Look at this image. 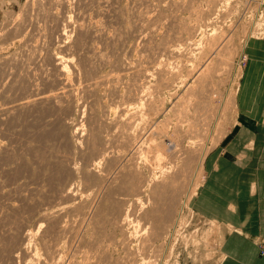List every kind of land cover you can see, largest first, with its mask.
Masks as SVG:
<instances>
[{
  "label": "bare ground",
  "instance_id": "6f19581e",
  "mask_svg": "<svg viewBox=\"0 0 264 264\" xmlns=\"http://www.w3.org/2000/svg\"><path fill=\"white\" fill-rule=\"evenodd\" d=\"M89 1L91 2V0ZM145 1L148 2V0ZM154 1L157 0H153L152 3H155ZM161 1L160 3H163ZM190 1L186 0L188 6L186 4V7L183 6L186 8L184 11L189 10V14L195 16L194 21L185 20L183 16L180 17L176 14L179 17L177 20L178 17L175 13L168 14L166 11L165 13L161 11L166 8L153 10L154 5L152 7L150 3L147 4L152 7V10H148L149 7H147L143 11L141 8V12L135 11L138 21L144 22L145 20L143 25L146 24V26L141 25L144 28L141 27L140 30L142 34L145 33L148 36L146 42L149 43L151 38L160 36L159 40H151V47L145 46L147 53L142 52L143 57L140 61H138L140 58L138 60L135 58L134 61H138L135 64L122 62L124 59L129 60L126 59L128 57L120 60L121 55L118 56L119 59L115 56H112L115 57L112 59L107 55L106 58L101 52L92 59L93 56L87 54L89 52L87 51L89 50L88 37L90 33L101 36L102 31L100 30L103 28L99 27L100 29L94 30L96 28L94 26L92 30L88 21L82 20L78 9L76 10L77 14L76 11L74 12L76 18L72 14V16L67 14L66 11L65 13L63 10L68 9V0H38L37 3L35 2L36 5L34 3L33 7L36 8H32L31 13L35 11L36 13L32 14H37L40 20L36 24V30L34 25L32 26L35 33L31 34L35 35L37 32L36 36L43 42L40 43V39H38L40 45L36 44L33 54L30 51L31 57L27 55L29 58L34 57L35 60L33 58L31 60L36 61L38 67L35 64L36 68L33 64L32 69L25 68L21 74L17 72V75H21L18 76L19 78L13 73V76L18 78L12 79L16 81L17 85L9 78L11 82L9 84V172L24 167L29 174L35 175L39 182L42 181L40 187L48 185L49 191H52L56 197L53 200L52 196L54 202L52 205L48 203L49 206H46L47 201H44L45 204L42 202L39 204L40 201H43L39 198L41 200L38 202L36 199L37 204L32 194L27 196L22 192L23 194L18 195L21 191H16L17 196L15 193L13 196L22 201L19 207L12 203H9V206L0 204V231L4 234L5 239V241L0 240V252L6 251L9 258L8 264H100L103 261L101 260L103 254L108 253L106 249L109 248V246L107 247L109 244H106L105 241L112 244L115 239L113 237L115 234L105 232L106 226L104 225L106 224L120 229L121 242L126 246V248L124 247L125 255L117 256L119 258H117V262L116 258L113 259L115 264H137L135 255L138 253L135 252L137 250L133 252L130 246L132 237L131 232L127 230V224L131 223L135 227H139L141 218L139 215V219L131 218V214L135 212L131 211L130 204L134 203L136 207L145 208L149 198L154 202V206L143 214L144 218L154 217L153 225L155 226L143 240L141 239L140 247L148 251L155 250L154 242L162 239L164 243L161 245L160 253L163 252V248H169L167 241L173 237V232L181 224L182 210L199 182L203 162L210 147L209 143L212 144L214 140L218 139L214 138V129L210 130L209 123L215 121V124H219L220 115L223 114L225 108L229 107H226L229 99L227 94L220 99L218 104H207L209 106L207 109L204 107L206 106L205 102L200 107L202 112L196 118L194 115L193 122H190L191 118L189 121L191 124L189 123L188 127L186 129L184 127L185 130L181 131L180 128L184 126V121H188L187 119L191 117L187 118L189 115L187 116V112L185 113L190 108L189 105H192L188 103L190 100L187 97L191 95L188 94L191 91H187L196 89V92L202 91L200 94L204 96L206 93L213 92L214 84L209 76L213 68L212 60L219 58V61L223 63L219 73L224 74L230 68L231 57L239 50L238 47V49L236 48L235 34L233 35L235 31L230 32V26H228L229 30L218 32V26L213 25L211 32L205 36L204 40L195 39V32L200 30L203 32L202 35L206 33L207 28L212 25V15L218 14L221 4H227L229 0H206L205 7L201 6L202 4L195 6L193 0ZM82 2L83 0L79 3ZM195 2L200 3L199 0ZM91 3L87 5L91 6ZM173 3L172 6L175 8L178 2ZM182 3H180L181 6L178 3L176 8L180 7L179 10L184 8ZM165 5L168 8L172 7H169L168 1ZM144 7L146 6L144 5ZM85 9L83 10L86 11ZM151 12L153 20L168 19L166 22L162 20L166 25L163 24L165 28L161 35H155L157 29L160 28H157V25L160 23L156 20L154 22L156 24H154L153 21L147 20L150 18ZM37 15L33 16L32 20H35ZM83 15L85 16L84 12ZM71 17L75 19L73 26L77 25L74 38H68L69 27L73 21ZM90 22L96 25V22ZM147 23L154 25L150 27ZM252 30L250 28L244 32V39L240 44L239 51L241 55L239 54V59L234 66L235 73L239 70V62L246 53L248 42L253 35L251 34ZM29 32L28 34H30ZM113 32L114 34L110 33L111 36L108 33L107 35L105 31L103 34L105 33L109 38L115 40L121 33ZM104 35L103 37L106 36ZM28 37L30 36L28 35ZM67 38L68 40L73 38L71 40L73 48L68 47L72 48L71 51L83 52V55L80 56L82 58L78 57V62L76 60V65L72 63L73 56L67 51V48L57 47V49L55 48L56 52L51 51L52 48L50 49L52 46L50 44H53L54 41L63 42ZM45 40L49 41L48 45ZM30 43L28 42V44ZM33 43L30 45H34ZM183 43L186 44L183 45ZM189 48L191 50L185 51ZM190 51H193L191 57H189ZM183 52H186L188 56ZM95 59L99 64L110 63L113 67L110 66L111 72L108 69L107 74H99L101 71H98L99 68L94 64ZM179 59L180 64L177 62ZM185 61L192 63L190 68L186 67ZM22 64H24L22 67L24 68L26 63ZM9 68L11 69V67ZM225 76L227 77V74ZM228 78L231 83L233 79ZM121 85L124 86L123 92L119 90ZM204 87H206V91L203 90ZM100 88L104 90L106 96H109L110 102L106 101L109 104L102 105V101L100 104L99 100L102 97L105 98L104 93L103 96H97ZM214 92L217 93V91ZM203 95L196 97H200L201 100L202 97L204 98ZM99 97L101 98L99 99ZM200 100H198V104ZM196 101L193 103L195 106ZM202 101L204 102V99ZM199 106L198 109L195 108L200 110ZM195 108L193 109L194 114L197 111ZM196 119L197 121H195ZM187 138L190 140L198 138L197 140L192 139L191 142L199 146L193 147V149L182 145L183 139ZM145 141H148V145L146 144L148 149H144L142 146V144L145 145ZM173 153H177L174 157L181 158L182 162L180 161L181 167L179 168L174 161L176 158H169L171 161L167 159ZM76 158L81 162H78ZM138 158L148 161V167L151 168L147 172H150V176L154 172L152 171L154 166V168H159V171L164 173L163 175L171 174V181L168 177L170 183L179 180L176 183L182 184V192L181 189L176 188L179 184L175 185L176 187L173 189L177 192L176 204H173V199H169L168 209L161 211L163 199L166 196L164 191L169 185H163L164 178L163 186L151 184L153 186L150 185V189L147 191L149 180L142 172L143 168L141 170L137 164ZM165 159L172 163L165 165ZM150 169L152 170L150 171ZM155 178L153 179L155 180ZM40 187L30 189L31 193L33 190H40ZM121 188L127 193L120 191ZM12 191L14 189L9 190V196ZM39 192L42 193V191ZM28 193L30 192L26 194ZM35 194L34 197L37 195ZM115 194L118 196L116 200H113ZM132 195L138 196L134 202L129 200ZM23 203L27 206L28 211L35 210H33L35 217L33 212H31L33 216H30L31 214L28 212L29 217L35 219L31 224L27 223L30 221L29 217L27 218L21 212ZM136 207H133L132 210ZM108 208H111L112 212H116L107 216ZM18 212H20L19 217L17 216ZM157 218L161 219V223H158ZM156 224L161 225L159 230L156 228ZM165 224L168 226V232L164 231L163 225ZM39 249L42 252H39ZM77 255H81V258H77ZM109 255L111 257L110 252ZM142 258L143 262H152L150 257L147 260Z\"/></svg>",
  "mask_w": 264,
  "mask_h": 264
},
{
  "label": "rangeland",
  "instance_id": "374dc122",
  "mask_svg": "<svg viewBox=\"0 0 264 264\" xmlns=\"http://www.w3.org/2000/svg\"><path fill=\"white\" fill-rule=\"evenodd\" d=\"M37 1L38 0H0V204H6L7 206H9V203H12L13 205L19 207L20 203H22V201L16 197L17 192H19V191H21V192H19L18 195L21 194L22 192L27 196L32 194L33 198H35V203H37L36 202L37 200L39 202V200H41V199L43 201H40L39 204L41 202L44 203V201L45 202L47 201L46 204L44 203L46 206H49L50 203L52 205V203L54 202L53 200H55V197H56V196L54 197L55 194L52 193V191H49L48 185L45 184L44 186L40 187V185L42 184V181L39 182L36 179V176L29 174L28 171L24 167L20 168L17 171L9 172V84L11 83L10 81H12L14 84H16V81H13L12 79H14V78L18 79L21 76V75L19 76V74H21L24 71L23 69H25V68H31L32 69L33 64L35 67L37 65V63H35L36 61L31 60L32 58L34 59V57L29 58L32 56L33 50L35 52L36 44L40 45V43L43 42V40H41V38L36 36L37 32L35 35L31 34V33H35L34 31L37 28L36 24H38L39 20H40V19H38L40 17L37 14H32L35 12L34 10H33L34 12L31 13L32 8L34 9V7H35V6L33 7V5L35 2L37 3ZM81 1L80 0H68V7H67L68 9L66 8L68 11L67 10H63V11L64 12L66 11L67 14H69L70 16L73 15V17H74V16H76V14H77L76 10L78 9L80 11V12L79 11L78 12L82 16H84L83 15V12H84L85 19L82 16H81V18H82V20L88 21V24H89V26L91 25L92 30L94 29V26L96 27L94 30L100 29L101 27L103 28V29L101 28L102 30H100V31H102L101 36H99L95 33H90V35L88 37V45H87V46H89L88 47L89 50H87L89 52H87V54L88 55L90 54V56H93V57H91L92 59L95 58L96 54L98 56L100 52L102 54H104V56H106V58H107V55H108V57L111 56L110 58H112V59L115 57L118 58V56L121 55L122 58L120 57V60L121 59L123 60L124 58L128 57L126 59H129V60L124 59L125 62L122 61L124 64H128V63L129 64H135V62L140 61L141 58L143 57L142 52L147 53L146 47L152 46V44L150 46V43H151V40L153 38H151V40H149L150 41L149 43L146 42V41H148L147 40L148 36L145 33L142 34L141 30H140V28L142 27L141 25L144 24L145 20H144V22L138 21L137 16H136L137 13L135 14V11L141 12V8L143 11V9H145L147 7H149V8H147L148 10H152V7L154 5L153 10H155L156 8H157V10H161V8H166V9H162L161 11H163L164 13L166 11V13H168V14L175 13V15L177 14L180 17L183 16V19H185V20L194 21V18H195L194 15L189 14V12H190L189 10L184 11V9H186L185 8L186 5L188 4L187 3L188 1L186 2V0H183L182 1L183 3L181 2V0H174V1L172 0L175 3L178 2L179 6H181L180 3H182V6L186 4L185 7L183 6L184 8H182L183 10L182 9L179 10L180 7H178V9L176 8L178 6V3H177V6H175V8H173L174 7V6H172L173 2H171L170 0H164V1L162 0L161 2H163V3H160V0L154 1L155 3H152L153 0H148V2L145 0H107L108 2H105L104 0H93V3H91L92 0H91V2L89 0H85V1L83 0L82 3H79ZM103 1H104V3H103ZM167 1H168L169 7L170 6H172V7L168 8V6L165 5V3H167ZM195 1L196 0L192 1V2H194L193 5H195V6L197 4H202L201 6L205 7V5H206V0H199L200 3L195 2ZM145 2H146V4H145ZM36 3H35V5H36ZM88 3H91V6L90 5L88 6L87 5ZM147 3L148 4L150 3V5L152 7L149 6ZM156 3H158V4H156ZM190 3H191V1H190ZM190 3H189V5H190ZM76 4L77 5L79 4V5L77 6ZM163 4H164V6H163ZM144 5L146 7H144ZM159 5H160V8H159ZM87 6H88V8H87ZM81 9L82 10L85 9L86 11H84V10L82 11ZM219 9H220L219 10L220 12L218 11V14L212 15L211 20L213 23L210 20L212 25L209 26V28H207L206 33H204L202 35L201 33H203V32H201L200 30L196 31L195 32V34H196L195 39L201 38L204 40L205 36L211 32V30H212L211 27L213 25L215 27L218 26L217 27L218 32H222V30L224 31L225 29L227 31V30H229L228 26H230V30H231L230 32L235 31L233 33V35L235 34L234 37H235V41H236L235 43L237 45L236 48L238 47L239 50L236 51V49H235L236 54L231 57L232 61H230V68H229V69H231L230 70L231 72L228 71L229 70L228 69L227 70L228 73L226 72L224 74H220L219 69L223 66V63L219 61L218 57L212 60L213 61L212 62L213 68L211 69L209 76H210L212 83L214 84L213 85L214 91H217V93L213 91L214 93L213 92H211L210 94L206 93L204 96L203 94H200L202 91L196 92V89H192V90L190 89L187 91V92L191 91L190 93H188V94H191L190 96H192L193 94H196V95H193L195 98L193 96L192 97H190L189 95L187 96V97H189L188 100H190V101L187 100L188 103L192 104V105H189L187 103V105H189L190 108L187 106L189 109H187L185 111V113L187 112L186 113L187 116L189 115L187 118H189L190 116L191 117L189 119H187L188 121H184V123H183L184 126H182L183 128L181 127L180 130L183 131L184 127L186 129L188 127L187 125L190 122H193L194 115L196 118V116L202 112V110H201L202 108H200V107H202L205 104V102H206V104H205L206 106H204V107L207 109L209 107L207 104H209V105L218 104L220 102V99L222 97L226 96L225 94H227L229 96V99L227 98L228 100H227L226 107H228V106L229 107L225 108V110L223 111V114L220 115L219 124H215V121H210V123H209L210 130L214 129L213 130V135L215 136L214 138H218V139L214 140L212 142V144H211V142L209 143L210 147L206 153V156H205V159L203 162V169H202V172H201V175L199 178V182L197 184V187H196L194 193L192 194L189 201L187 202V205L184 206V208L182 210L181 224H179L178 225L179 227L177 226V229L175 230V232H173V234H172L173 237L167 241V243L169 244L168 245L169 248H163V252L160 253L161 247H162L161 245L164 243V242H162V239H159V240L154 242L155 250H151V251L149 250L148 251V250H144V249H142V247H140L141 246L140 243L142 242L141 239L143 240V238L147 234H149L152 227L155 226V225H153V221L155 220V218L154 217L144 218V214H143L145 211L151 209L154 206V202L149 198V202L148 203L146 202V204H148V205L145 208H140L139 206H137L138 207L137 208L136 206H134V203H133V205L130 204L131 205L130 208L133 209V207H136L135 209L137 210L136 211L135 209L134 210L131 209V211L135 212L134 214H131V218L132 217L137 218V219H139V217L141 218V219H139L141 222V225L139 227H135L131 223L127 224V230H129L131 232V237H132L131 238L132 242H131L130 246H131L133 252H134V250H137L135 252L138 253V254L135 253L136 254L135 256L137 257V259H136L137 264H216L220 260V258H222L219 254V249L221 246V236H222L219 225L217 223L212 222V221L206 220L201 214H199L197 211H195V209L193 207L195 205L194 202L196 201L197 196L199 195L201 186L207 180V174L209 173L208 161L210 159L211 154H213L214 151H220V152L224 151V147L226 146V144H225L226 140L225 139L230 134V131L233 128L232 125L235 121V114H236L235 95H236V90H237V87H238V84L240 81V76H241L242 71H243L244 63L246 61L247 53H244V55L242 57L243 60H241V62H239L240 68L237 71V73H235L234 66H235V63L239 59V54L241 53V52L239 53L240 44H242V42H243L245 30L248 31V30H250V28L253 29L252 33H251L253 35L250 37V40L255 39V38L260 39V38H263V36H264V0H251V1L250 0H229L227 2V4L226 3L223 5L221 4ZM75 11H76V14L74 15ZM35 15L38 16L35 19L36 21L34 19L32 20L33 16L36 17ZM151 15H153L152 12L149 15L150 18L147 20H149V22L153 21L152 23H154L157 20L156 22H159L161 24V25L158 24L160 26L157 25V28L158 27H160V28H158L156 33H155L156 36L161 35L164 32L163 31V29L165 28L164 25H166L164 23V21L166 22L168 19L164 20V18H163V19H154L153 20V19H151V17H152ZM177 15H176V17H178ZM165 16H166V14H165ZM74 18H76V17H74ZM74 18L71 17V19L73 21L75 20ZM178 19H179V17L177 18V20ZM180 19H182V18H180ZM31 20H32V22L33 21L34 22L32 23ZM89 20L96 22V25L98 27L94 23H93L94 24L93 25ZM162 20H164V21H162ZM73 21L71 22L72 25H70V27H69L70 32H69L68 38H71V37L74 38V35L76 34V31H77V25L73 26V25H75V21L74 22ZM152 23L151 24L147 23V24H149L150 27L151 26L153 27V25L156 23H154L153 25H152ZM33 25H34L35 30L32 28ZM92 25H93V28H92ZM143 26L145 27L146 24ZM144 27H142V28H144ZM74 29H75V31H74ZM220 29H221V31H220ZM28 31H30L29 33L31 35L28 34ZM71 31H72V34H71ZM104 31H105V33L108 31L107 32L108 34H110V33L114 34L113 31L119 32L121 34L117 39L114 40V39L109 38V36H111V34L109 36H107L108 34L106 33L107 34L106 35L104 33L106 35L105 36L103 34ZM70 34H71V36H70ZM28 35L30 37H28ZM103 35L105 37H108V38L103 37ZM155 35H154V37H155ZM200 36H202V37H200ZM159 37H155L153 40L154 41L159 40L160 39ZM34 38H35V40H34ZM68 38L66 40H64L63 42H58V41L55 42L54 41L53 44L55 46L53 44H50V46L51 45L52 46L51 47L49 46V47H50V49L52 48L51 51L53 50L55 52H56L57 47L61 48V49L67 48L68 49L67 51L73 56V59H72L73 62L72 63L75 64L76 60H77V62L79 61L78 57L82 56L83 52L76 53L77 51H75L74 49H73L74 52L71 51L73 48L71 46V42H72L71 40H73V38L69 39V40H68ZM38 39H40V43L38 42L39 41ZM33 41H34V43H33ZM154 41H152V42H154ZM28 42H31L30 44L33 43L34 45H30V44H28ZM45 42H47V44L46 43L45 44L48 45L49 41L45 40ZM147 43H148V45H147ZM185 44L186 43H183V45H185ZM31 46H33L34 49ZM26 47L28 48L29 52L28 51L26 52V49H27ZM30 47H31V50H30ZM68 47L69 48L72 47V48L69 49ZM144 47H145V51H144ZM191 48L186 49V50L184 49V50L185 51L191 50ZM30 51H32V54ZM235 51H234V53H235ZM71 52H73V53H71ZM192 52L190 51L189 57H191ZM28 53H30V54H28ZM65 53H66V51H65ZM183 53H186V52H183ZM27 55H30V56L27 57ZM186 55L188 56L187 53H186ZM25 56H26V58H25ZM112 56H115V57H112ZM24 58L26 59V61ZM80 58H82V57H80ZM135 58H137L136 60H138L139 58L140 59L138 61H134ZM174 59H171V60H174ZM192 59H193V57H192ZM21 60H22V62H21ZM28 60H30V61H28ZM94 61H95L94 64H96V66L99 68V70H98V68L95 66L97 68V70L101 71V73H99V74H107L108 71L111 72V69L113 67L110 65V63L103 65V63L99 64V62L96 61V59ZM133 61H134V63H133ZM18 62H19V64H18ZM23 62L26 63L24 68H22L24 65V64H22ZM177 62L180 64V62H181L180 59ZM189 63H190V61H189ZM189 63L187 61H185V65L187 68L191 67L192 63H190V64ZM27 64H28V66H27ZM111 64L114 66L113 63H111ZM9 67H11V69ZM37 67H38V65H37ZM232 67H233V69H232ZM108 69H110V70H108ZM10 70H12V71H10ZM17 72H19L18 75H17ZM13 73L17 77L18 76L19 77L17 78L15 76H13ZM9 74H11V76H9ZM225 74H227V77H230L233 79L231 81V83L229 81V78L227 79ZM225 79H227V80H225ZM123 88H124V86L121 85L119 87V90L121 92H123L124 91ZM205 89H206V87L203 88L204 91H206ZM98 92H97V94H98L97 96H103L105 94L104 90L102 88H100ZM197 93L200 95V97L203 95L204 98L202 97V99L200 100L199 99L200 97H196V96H199ZM104 97L105 98L102 97V99L99 100L100 104L102 102H103L102 105L109 104L108 103V102H110L109 101L110 99H108L109 96L108 95L106 96V94H105ZM100 98L101 97H99V99ZM203 99H204V102L202 101ZM230 99H232L233 101ZM107 100H108V102H106ZM198 100H200L199 104L201 102L200 106L198 104ZM195 101L197 102L196 106H195V104H193V103H195ZM207 101H209V102L207 103ZM228 103H229V105H228ZM193 105H194V108L196 107L197 109L199 106L200 110H197L195 108V110H197L196 114H194V110H193L194 108H192ZM189 110H190V113H188ZM191 118H192V120H191ZM184 120H186V119H184ZM195 121H197V119ZM195 121H194V124H195ZM192 139L197 140L198 138H191V140L188 138L183 139V143H181V144L185 145V147H187V148L188 147L197 148L199 145L194 144V142H191ZM144 144L148 145V141L147 142L145 141ZM145 145L142 144L144 149H148L147 145H146L147 148L145 147ZM176 154L177 153H173V154L169 155L167 159L170 160L169 158H172V159L176 158V157H174V156H176ZM77 159L78 158H76V160ZM143 159L144 158H138L137 164L140 166L141 170L143 168L142 172L145 174V177L149 180V183L147 186V191H148V189H150L151 184L156 185V186H163L165 184H167V186L169 185L168 188L166 187V189L164 191L166 196L163 199V204L161 206V211H165L169 207V199H173V204H176L177 200H175V199L177 198L176 197L177 192L174 191L173 189L176 186H178L177 184H179V186L176 188L181 189V192H182V188H181L182 184H180V182L176 183L179 180H175L173 183L172 182L170 183L169 180L171 179L170 178L171 174L163 175L164 173L160 172L159 168H154V166H153V170L150 169V171L151 170L154 171L151 173V176H152L151 177L149 175L150 172H147L149 170V168H151V167H148V164H147L148 161L144 160L145 161L144 162ZM167 159H165V161L164 160L163 161L165 162V165H170L169 163H172V162H169ZM177 160H179V161H177ZM77 161L81 162V160H79V159ZM140 161H142L143 163ZM174 161L178 165V168L181 167L180 163L182 161H181L180 157H177L176 160H174ZM144 165H147V166H144ZM168 177H169V180H168ZM153 178H155V180ZM164 178H165V181L163 180ZM156 180H158V181H156ZM158 182H160L161 184L159 183V185H157ZM162 182H163V185H162ZM153 185H151V186H153ZM38 187H40L39 188L40 190H33L32 191L33 193H31L30 189H35ZM170 187H172V188H170ZM11 189H14V191H12L11 196H9V190H11ZM39 191H42V193H40ZM120 191H122L123 193H127V192H125V190L123 188H121ZM27 192H30V193L26 194ZM34 192L36 194H37V192H39V194H37L38 198ZM181 192H179V193H181ZM14 193L16 194V196H13V195H15ZM34 194L36 195V197H34ZM40 195H41V197H40ZM52 196L54 198L53 200H52ZM117 196L118 195L115 194L113 197V200H116ZM137 197H138L137 195H132L129 197V200L131 202H134L137 199ZM39 198H41V199H39ZM24 204L25 203H23V205ZM24 206H23V209H21V212L24 214V216H26L28 218L34 209L32 211L31 210L28 211L27 206L26 205H24ZM38 206H40V205H38ZM115 212H112L111 208H108L107 216H111V214H114ZM32 214L34 215V212ZM32 214L30 216H33ZM138 215H139V217H138ZM17 216L18 217L20 216V212L17 213ZM34 217H35V215H34ZM34 217H32V218L29 217L28 219L30 221L27 220L28 222L26 220L25 221L28 224H31L35 220ZM157 220H158V223H161V219L157 218ZM104 226H106L105 232H107L109 234L111 233L113 235L115 234V236H113V237L116 240L113 238L115 241L112 239L113 240L112 244L108 241H105L106 244L107 243L109 244V245H107V247L109 246L108 249H106V246H105V249H106V251H108V253L105 252L106 255L103 254V256L101 257V258H103V259H101L103 261L100 264H105V262H107L106 264H108V262H109V264H113V263L115 264V262H114L115 260H113V259L116 258V262H117V258H118L117 256H119V257L122 255L124 256L126 253V251L124 252V250H125L124 247L126 248V246H124V244L121 242L122 236L120 235V229L119 228L113 227V225H110V224H106ZM160 226H161L160 224H156V228L158 230L160 229ZM163 227H164V231L168 232V230H169L168 226L165 224V225H163ZM113 230H114V232H113ZM103 232H104V228H103ZM0 240L5 241L4 234L1 231H0ZM117 244H118V246H117ZM40 250L41 249H39V252H42V250L41 251ZM115 251H116V253H115ZM146 251H148V252H146ZM109 252L111 254V257L109 255ZM137 255H139V256H137ZM77 256H78L77 258H81L80 257L81 255H77ZM142 257H144L145 260H147L148 257H150L152 259V262H143L144 260ZM105 258H109L110 260L107 259L108 260L107 261ZM8 263H9V258L7 256L6 251L0 252V264H8Z\"/></svg>",
  "mask_w": 264,
  "mask_h": 264
},
{
  "label": "crops",
  "instance_id": "0c3cea01",
  "mask_svg": "<svg viewBox=\"0 0 264 264\" xmlns=\"http://www.w3.org/2000/svg\"><path fill=\"white\" fill-rule=\"evenodd\" d=\"M224 151H214L194 209L219 225L216 264H264V36L251 39Z\"/></svg>",
  "mask_w": 264,
  "mask_h": 264
},
{
  "label": "built area",
  "instance_id": "2783aa9c",
  "mask_svg": "<svg viewBox=\"0 0 264 264\" xmlns=\"http://www.w3.org/2000/svg\"><path fill=\"white\" fill-rule=\"evenodd\" d=\"M243 60V59H242Z\"/></svg>",
  "mask_w": 264,
  "mask_h": 264
}]
</instances>
